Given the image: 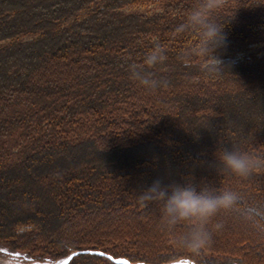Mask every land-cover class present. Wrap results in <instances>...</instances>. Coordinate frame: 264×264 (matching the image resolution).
I'll return each instance as SVG.
<instances>
[{
  "label": "trees",
  "instance_id": "1",
  "mask_svg": "<svg viewBox=\"0 0 264 264\" xmlns=\"http://www.w3.org/2000/svg\"><path fill=\"white\" fill-rule=\"evenodd\" d=\"M195 2L0 0V248L76 253L64 264H264V51L223 60L217 77L182 59L195 37L175 29ZM216 15L221 55L264 44V0H227ZM157 43L168 84L148 90L128 64ZM234 148L259 164L246 177L219 160ZM157 178L236 194L204 224L203 247L185 239L195 222L140 206Z\"/></svg>",
  "mask_w": 264,
  "mask_h": 264
},
{
  "label": "clouds",
  "instance_id": "2",
  "mask_svg": "<svg viewBox=\"0 0 264 264\" xmlns=\"http://www.w3.org/2000/svg\"><path fill=\"white\" fill-rule=\"evenodd\" d=\"M227 0H196L194 6L175 31L178 36H194L195 39L180 53L182 59H198L202 71L217 77L226 71L227 65L221 59L220 50L227 47L223 20L217 13L225 6ZM167 49L155 44L144 55L142 62L128 64L129 78L148 90L167 87L168 81L159 78L154 71L166 60ZM219 160L224 168L232 174L246 177L259 164L252 155L237 149H222ZM141 207L150 204L161 206L162 218L169 225L182 221H193V231L185 239L196 248L203 247L210 239L204 224L220 209L230 208L237 196L231 191H214L201 187L191 180L183 184H165L162 179H155L138 192Z\"/></svg>",
  "mask_w": 264,
  "mask_h": 264
},
{
  "label": "rangeland",
  "instance_id": "3",
  "mask_svg": "<svg viewBox=\"0 0 264 264\" xmlns=\"http://www.w3.org/2000/svg\"><path fill=\"white\" fill-rule=\"evenodd\" d=\"M158 2H153V3H149L147 5H145L144 7H140L141 10H145L147 11L148 9H151L152 7H154L155 5H157ZM253 51V52H257L261 54L264 51V44L257 46H249L248 50H237L235 53L233 54H229V55H221V59L225 60V59H233V60H242L245 57L249 56V53ZM0 261H8V262H13L14 264H38V263H42V264H62L64 260H54V261H31L30 257L26 256V255H22L20 253H15L12 251H8L7 249H3L0 248ZM182 263H179V261L175 262L176 264H183V263H187V264H191L188 263L186 261H180Z\"/></svg>",
  "mask_w": 264,
  "mask_h": 264
},
{
  "label": "bare ground",
  "instance_id": "4",
  "mask_svg": "<svg viewBox=\"0 0 264 264\" xmlns=\"http://www.w3.org/2000/svg\"><path fill=\"white\" fill-rule=\"evenodd\" d=\"M62 260H65V258H62ZM0 264H14L13 262H8V261H0ZM37 264V263H36ZM38 264H42V263H38ZM166 264H176L175 262H170V263H166Z\"/></svg>",
  "mask_w": 264,
  "mask_h": 264
},
{
  "label": "water",
  "instance_id": "5",
  "mask_svg": "<svg viewBox=\"0 0 264 264\" xmlns=\"http://www.w3.org/2000/svg\"><path fill=\"white\" fill-rule=\"evenodd\" d=\"M86 252H91V251H86ZM73 254H76V253H73ZM73 254H71V255H69V257L68 258H70ZM67 258V259H68ZM118 261H120V260H118ZM124 264H130V263H128V262H126V261H122ZM137 264H141V263H137Z\"/></svg>",
  "mask_w": 264,
  "mask_h": 264
}]
</instances>
